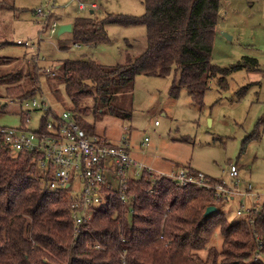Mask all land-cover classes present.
I'll return each instance as SVG.
<instances>
[{
    "label": "trees",
    "instance_id": "1",
    "mask_svg": "<svg viewBox=\"0 0 264 264\" xmlns=\"http://www.w3.org/2000/svg\"><path fill=\"white\" fill-rule=\"evenodd\" d=\"M219 1L143 0L144 13L138 17H75L70 38L58 42L60 50L105 42L107 25L144 26L145 49L127 53L120 65L81 58L61 60L51 71L31 65L23 73H0V98L13 101L44 92L43 79L58 101L63 89L67 110L86 134L100 139L107 138L95 131L97 120L131 116L138 75L173 74L169 95L176 97L184 88L192 102L201 104L210 79L224 87L231 72L257 69L249 57L229 67L210 62ZM10 60L0 58V66ZM254 136L257 131L247 138ZM104 191V201L74 236L65 191L50 189L34 176L28 152L13 157L0 149V264H264V199L230 221L222 209L225 201L212 189L177 185L164 175L142 171L127 178L124 200L116 189ZM208 205L216 209L203 215ZM215 231L221 235L219 248L210 243Z\"/></svg>",
    "mask_w": 264,
    "mask_h": 264
},
{
    "label": "rangeland",
    "instance_id": "2",
    "mask_svg": "<svg viewBox=\"0 0 264 264\" xmlns=\"http://www.w3.org/2000/svg\"><path fill=\"white\" fill-rule=\"evenodd\" d=\"M96 3L98 9L90 13L88 9L77 11L75 0H0V58L11 59L0 66V73H23L31 65H36L40 72L51 71L61 60L81 58L113 66L123 64L127 53H141L146 36L142 25H107V40L95 46L71 45L60 50L58 42L69 39L70 33L57 35V31L50 36L44 33L37 43L40 26L34 11L39 7L52 6V17L57 18L58 26L71 23L75 17H138L144 13L143 0ZM31 44L34 48H30ZM245 57L254 58L257 69L231 72L224 87L210 79L201 104L192 102L184 88L176 97L169 95L173 74L166 78L138 75L133 82L131 116L104 115L96 121L95 131L112 142L124 140L137 161L158 171L168 173L176 170L178 164L188 165L227 184L237 182L241 191L249 184L251 195L236 194L222 205L227 219L234 220L238 216L236 209L245 210L255 204L258 207L264 199V0H220L210 62L229 67ZM41 82L52 104L68 109L63 89L60 88L58 101L43 79ZM50 82L57 84L55 79ZM0 103L4 104L0 106V125L16 126L19 101L0 98ZM39 115L38 111L32 112V126ZM86 119L90 121L91 116ZM255 131L257 136L247 138ZM231 164L237 168L236 176L228 173ZM131 175L132 171L126 173ZM116 185V179L111 178V186ZM220 242L221 235L215 231L210 243L219 248Z\"/></svg>",
    "mask_w": 264,
    "mask_h": 264
},
{
    "label": "built area",
    "instance_id": "3",
    "mask_svg": "<svg viewBox=\"0 0 264 264\" xmlns=\"http://www.w3.org/2000/svg\"><path fill=\"white\" fill-rule=\"evenodd\" d=\"M75 9L95 11L98 5L96 0H75ZM34 13L40 26L37 33L39 43L44 33L49 36L54 34L58 24L52 18V6L48 9L39 7ZM16 43L28 45L20 41ZM30 48H34L32 44ZM37 48L35 47L36 50ZM18 101V124L0 125V149L13 157L18 152H28L31 155L34 176L50 189L65 191L70 200L74 236L81 223L89 220L94 209L104 201V190L113 188L111 178L117 181L113 189L117 190L121 200L125 198L127 178L136 177L142 171L150 176H167L177 185L193 184L196 187L212 189L223 201L232 199L236 194H252L249 184L241 191L237 182L232 184L222 180L211 182L205 173L201 171L193 173L183 166H177L176 170H170L168 173L153 169L137 161L130 154L124 140L112 142L86 134L72 113L67 109L56 108L45 92H37ZM33 111L40 113L35 126L31 125ZM128 171H132L133 175L126 176ZM228 173L230 176H236V166L231 164ZM253 208L256 209L257 205L248 206L245 210L238 208L235 212L241 215Z\"/></svg>",
    "mask_w": 264,
    "mask_h": 264
},
{
    "label": "water",
    "instance_id": "4",
    "mask_svg": "<svg viewBox=\"0 0 264 264\" xmlns=\"http://www.w3.org/2000/svg\"><path fill=\"white\" fill-rule=\"evenodd\" d=\"M71 30V25L70 24H61L57 28V35L63 34V33H68ZM216 207L214 205H208L205 207L203 211V215H207L210 212L214 211Z\"/></svg>",
    "mask_w": 264,
    "mask_h": 264
},
{
    "label": "crops",
    "instance_id": "5",
    "mask_svg": "<svg viewBox=\"0 0 264 264\" xmlns=\"http://www.w3.org/2000/svg\"><path fill=\"white\" fill-rule=\"evenodd\" d=\"M90 13L93 12L91 10H88ZM53 15V14H52ZM55 17V16H54ZM53 18V17H52ZM55 20L57 19L56 17L54 18ZM71 25V23H69ZM69 33V32H68Z\"/></svg>",
    "mask_w": 264,
    "mask_h": 264
}]
</instances>
